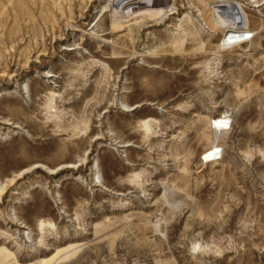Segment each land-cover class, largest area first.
<instances>
[{
  "label": "rangeland",
  "instance_id": "rangeland-1",
  "mask_svg": "<svg viewBox=\"0 0 264 264\" xmlns=\"http://www.w3.org/2000/svg\"><path fill=\"white\" fill-rule=\"evenodd\" d=\"M112 1L0 0V264H264V0Z\"/></svg>",
  "mask_w": 264,
  "mask_h": 264
},
{
  "label": "bare ground",
  "instance_id": "bare-ground-1",
  "mask_svg": "<svg viewBox=\"0 0 264 264\" xmlns=\"http://www.w3.org/2000/svg\"><path fill=\"white\" fill-rule=\"evenodd\" d=\"M112 3H113L112 4L113 11L116 12V14L122 13L123 16L127 14L128 15L131 14L130 17L132 16L134 17V15L143 14L146 16L153 17L154 19L155 18L157 19V17H159L160 19H163L167 17L168 15H170V10H168L170 0H113ZM226 6L227 5H220L219 8H222V7L226 8ZM227 9L228 8H226L225 12L223 11V13L216 11V14L218 15L217 16L218 21H221L223 23L225 31H226L222 46L228 49V47L232 48V47H235L237 45H240L242 43L249 41L250 35L248 32L241 31L237 29L236 27L232 26L231 10L230 9L227 10ZM139 17L141 18V15ZM127 21H128V18H127ZM223 25H220V26H223ZM49 77L52 78L53 76H49ZM214 145H215L214 149L207 154L208 157H215L219 155L220 153L219 152L220 151L219 141L216 142V144ZM39 167H42V166H38L37 168ZM97 179H98V182L102 184V180L100 176H98Z\"/></svg>",
  "mask_w": 264,
  "mask_h": 264
}]
</instances>
